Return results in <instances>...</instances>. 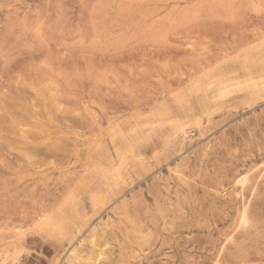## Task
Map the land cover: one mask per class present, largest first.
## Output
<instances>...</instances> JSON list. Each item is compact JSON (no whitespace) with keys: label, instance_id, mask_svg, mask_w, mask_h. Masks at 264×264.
Segmentation results:
<instances>
[{"label":"rangeland","instance_id":"rangeland-1","mask_svg":"<svg viewBox=\"0 0 264 264\" xmlns=\"http://www.w3.org/2000/svg\"><path fill=\"white\" fill-rule=\"evenodd\" d=\"M263 54L264 0H0V264H264Z\"/></svg>","mask_w":264,"mask_h":264},{"label":"bare ground","instance_id":"bare-ground-1","mask_svg":"<svg viewBox=\"0 0 264 264\" xmlns=\"http://www.w3.org/2000/svg\"><path fill=\"white\" fill-rule=\"evenodd\" d=\"M264 55V54H263ZM255 63V62H254ZM256 64V63H255ZM261 64V63H260ZM249 66V65H248ZM251 68V67H250ZM255 68H257V67H255ZM261 69H263V70H259V69H254V68H252V71L251 72H253L252 74H254L256 77H259V78H262L263 79V81H264V68H261ZM221 74H226L225 72H222ZM225 77V76H224ZM227 77V76H226ZM198 85H202L201 83H199ZM198 92H201V91H198ZM210 103V102H209ZM206 104V105H205ZM211 104V103H210ZM202 106H203V108L205 107L206 109H204L203 110V112H208V110H209V105H208V100L207 99H205L204 101H203V104H201ZM211 107H213V106H211ZM211 109V108H210ZM186 124L187 123H183V124H179V126H178V122H176L174 125L175 126H178V129L180 130V131H182L183 133H185L186 132V129H185V127H186ZM70 259V258H69Z\"/></svg>","mask_w":264,"mask_h":264}]
</instances>
